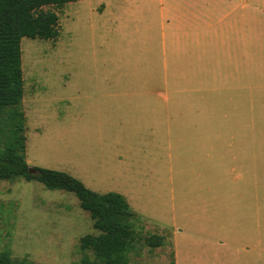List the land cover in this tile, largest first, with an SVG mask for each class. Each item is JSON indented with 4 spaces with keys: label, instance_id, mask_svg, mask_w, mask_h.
Instances as JSON below:
<instances>
[{
    "label": "rangeland",
    "instance_id": "rangeland-1",
    "mask_svg": "<svg viewBox=\"0 0 264 264\" xmlns=\"http://www.w3.org/2000/svg\"><path fill=\"white\" fill-rule=\"evenodd\" d=\"M114 5V0H84L60 9L45 7L58 15L59 39L21 40L22 110L36 111L37 118L36 131L26 125L25 155L32 165L66 173L94 192L126 195L139 218L134 229L165 238L156 249L138 243L125 264H168L174 251L185 263L225 259L228 252L215 241L235 233L245 237L241 231L246 229L237 224L245 223L248 214L243 216L241 209L234 214L220 202L228 182L213 176L264 173V86L234 94L191 89L183 95L187 104L193 105L195 97L199 102L186 108L212 109V115L172 116L168 124L164 115L155 114L139 123L138 133L105 123L87 109L96 91L85 81L137 78L147 81L148 91H168L161 83L162 48L99 45L100 34L113 36ZM152 49L159 60L151 66ZM251 50L252 56L257 49ZM258 54L251 64L264 68V53L261 59ZM157 105L159 110L166 106L161 100ZM163 126L170 131L162 133ZM257 230L252 231L264 239V227ZM87 234L97 232L74 195L34 181L0 182V251L13 261L77 262L85 255L79 240Z\"/></svg>",
    "mask_w": 264,
    "mask_h": 264
},
{
    "label": "crops",
    "instance_id": "crops-1",
    "mask_svg": "<svg viewBox=\"0 0 264 264\" xmlns=\"http://www.w3.org/2000/svg\"><path fill=\"white\" fill-rule=\"evenodd\" d=\"M114 4L113 36L107 38L100 34L99 45L103 48H162L161 83L168 91L164 94L148 91L147 81L137 78L102 77L93 85L85 81L83 85L95 86L96 91V100L87 109L103 117L105 123H119L138 133L139 123H146V118H154L155 114L164 115L168 124L172 116L212 115V109L209 112L186 108L195 107L199 102L195 97L190 99L193 105L187 104L188 99L183 95L191 89L196 93L210 90L234 94L251 90L249 86H264V81L255 79L264 77V68L251 64L257 52L259 59L264 53V0H114ZM251 49H257L252 56ZM158 60V54L152 49L150 65ZM99 65L104 66V63ZM155 100L165 103V108L159 110ZM24 115L27 127L36 131V111ZM163 127L162 133L170 131L169 127L166 130V126ZM150 130L160 132L157 125H150ZM25 160L29 167H36L26 155ZM213 177L228 182L224 185L226 195L220 202L234 214L238 209L243 216L248 214L245 223L237 224L246 229L241 231L245 237L235 233L215 241L216 247L228 252L229 257L225 259L185 263L174 251V264H264V239L252 231L261 232L264 227V173H222ZM94 193L118 194L132 209L126 195L115 191Z\"/></svg>",
    "mask_w": 264,
    "mask_h": 264
},
{
    "label": "trees",
    "instance_id": "trees-1",
    "mask_svg": "<svg viewBox=\"0 0 264 264\" xmlns=\"http://www.w3.org/2000/svg\"><path fill=\"white\" fill-rule=\"evenodd\" d=\"M79 1L84 0H0V182L34 181L47 190L74 195L80 209L89 214L97 234L80 238L79 249L85 255L71 264H125L127 254L138 243L156 249L163 247L165 238L158 234H139L134 229L139 218L122 196L94 193L66 173L29 167L25 160L21 40H58V15L44 8L60 9ZM0 264L29 263L13 261L7 252L0 251Z\"/></svg>",
    "mask_w": 264,
    "mask_h": 264
},
{
    "label": "water",
    "instance_id": "water-1",
    "mask_svg": "<svg viewBox=\"0 0 264 264\" xmlns=\"http://www.w3.org/2000/svg\"><path fill=\"white\" fill-rule=\"evenodd\" d=\"M29 173H33V171L32 170H29Z\"/></svg>",
    "mask_w": 264,
    "mask_h": 264
}]
</instances>
